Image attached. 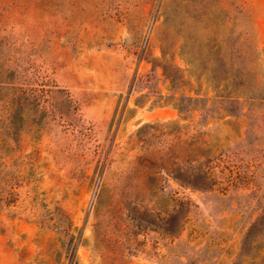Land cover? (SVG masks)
<instances>
[{"label": "rangeland", "instance_id": "1", "mask_svg": "<svg viewBox=\"0 0 264 264\" xmlns=\"http://www.w3.org/2000/svg\"><path fill=\"white\" fill-rule=\"evenodd\" d=\"M263 214L264 0H0V264H264Z\"/></svg>", "mask_w": 264, "mask_h": 264}, {"label": "trees", "instance_id": "2", "mask_svg": "<svg viewBox=\"0 0 264 264\" xmlns=\"http://www.w3.org/2000/svg\"><path fill=\"white\" fill-rule=\"evenodd\" d=\"M178 111L181 115L185 114L180 107H178ZM180 118L185 119L182 116ZM182 129L183 125L172 123L170 134H172L173 138L171 145L168 147V155L163 161L165 167H162V169L166 170L173 179L184 185L195 189H206L209 187L210 175L205 164V156H207L204 140L205 133L204 131L196 130L183 138ZM7 130H15V128L11 125V127H7ZM140 161L137 159L136 163H141ZM155 164H157L156 159ZM149 165H152L150 160ZM263 220L264 214L259 224Z\"/></svg>", "mask_w": 264, "mask_h": 264}, {"label": "crops", "instance_id": "3", "mask_svg": "<svg viewBox=\"0 0 264 264\" xmlns=\"http://www.w3.org/2000/svg\"><path fill=\"white\" fill-rule=\"evenodd\" d=\"M175 114L176 112L173 107H163L158 108L152 118L158 120H169L172 119Z\"/></svg>", "mask_w": 264, "mask_h": 264}]
</instances>
